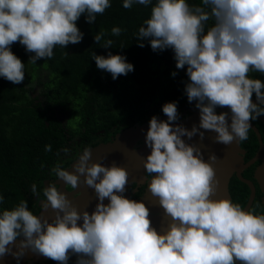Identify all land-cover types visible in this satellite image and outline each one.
<instances>
[{
    "label": "clouds",
    "instance_id": "1",
    "mask_svg": "<svg viewBox=\"0 0 264 264\" xmlns=\"http://www.w3.org/2000/svg\"><path fill=\"white\" fill-rule=\"evenodd\" d=\"M136 4L152 5L135 33L138 46L146 40L153 52L172 50L175 68L186 69L187 100L199 110V124L191 129L175 123L176 102L162 105L166 120L148 121L143 179L163 209L166 227L157 231L145 203L123 195L129 184L124 167L90 162L85 147L73 171L59 164L50 171L65 187L93 189L94 210H78L54 181L39 190L33 184L30 191L41 210L50 208L54 215L49 220L34 214L26 199L0 210V257L11 254L19 262L27 251L58 264H68L72 256L75 264H264V213L257 212L264 203L245 209L229 198H212L219 184L213 167L218 158L210 152L205 161L201 147L183 139L203 141L211 131L214 142L239 145L249 138L250 122L264 115V82L250 77L264 74V0H123L122 7ZM109 7L110 0H0V77L13 84L25 79V64L11 51L14 43L32 53V64L52 59L57 46L82 41L76 25L81 15L93 24ZM123 31L114 26L110 35ZM108 35L100 30L94 42L113 48ZM90 56L113 80L134 70L125 56L111 51ZM217 107L229 112L217 114Z\"/></svg>",
    "mask_w": 264,
    "mask_h": 264
},
{
    "label": "trees",
    "instance_id": "2",
    "mask_svg": "<svg viewBox=\"0 0 264 264\" xmlns=\"http://www.w3.org/2000/svg\"><path fill=\"white\" fill-rule=\"evenodd\" d=\"M187 2L199 4L200 0ZM110 3L111 7L98 15L93 24L81 15L76 25L84 34L82 41L65 49L57 46L52 59H40L32 64L28 62L32 53H27L19 42L11 45V51L25 64L24 81L37 79L41 71L47 73L41 83L45 101L42 105L28 99L21 84L0 77V195L4 197L0 210H10L26 199L29 210L35 214L27 192L29 186L45 178L51 161L65 146L63 127L71 137L76 134L80 140H87L92 134L112 127H129L148 110L165 116L164 103L176 102L177 109L188 103L184 93L186 74L171 75L176 72L172 50L153 52L146 40L143 48L137 44L135 33L150 17L152 5L136 4L124 9L123 0H110ZM114 26L125 31L118 37L111 36ZM100 30L109 34L106 38L113 40V48L105 49L94 42L93 37ZM109 51L125 56L134 70L115 80L110 73L99 70L90 52L106 56ZM64 52L69 55L65 57ZM254 76L250 73L251 78ZM258 76L264 82V74ZM156 101L158 105L153 107ZM47 102L69 105L64 124L56 120ZM248 136L253 143L251 131ZM46 145H51V151H45ZM228 194L233 203L243 207L248 191L243 183L232 178ZM254 203L251 207H255Z\"/></svg>",
    "mask_w": 264,
    "mask_h": 264
},
{
    "label": "water",
    "instance_id": "3",
    "mask_svg": "<svg viewBox=\"0 0 264 264\" xmlns=\"http://www.w3.org/2000/svg\"><path fill=\"white\" fill-rule=\"evenodd\" d=\"M253 102H255V98L253 99ZM217 114L220 112L225 111H219L215 110ZM261 121L264 123V118L261 119ZM199 124V111L193 112L189 118H187L183 125L184 127L191 129L193 125ZM251 124V123H250ZM144 132H147L148 126L143 127ZM253 133L258 137L257 130L254 128V126L251 124V129ZM204 131V130H201ZM141 133V129L137 128L136 130H133L132 132L130 130L125 133L124 137H129V141L131 143H135L137 141L140 142V147L135 151H133L132 146L128 145L127 143L124 144L120 140H116V146H112L111 148H104V146H101L98 148V150H94V152L91 154V161L95 163H102L104 166H110L111 164L115 163L117 166L124 167L128 173H129V179L133 178L135 175V167L141 164V160L143 157H145L149 152L150 149L146 147L144 143V136L145 133ZM215 136L214 132L211 131H205L204 139L203 141H200L198 136H194L192 140H188L186 137H183L187 143H195L197 146L201 147V151L203 153V158L205 161H207L208 154L210 152L215 153L217 156V161L213 164V167L216 171V178L219 181L217 192L215 196L212 198H229L228 194V181L230 176L235 173L236 178L245 184L249 189V195L246 203L244 204L243 208L247 209L250 207L251 202L253 200V187L251 183L242 177H240L239 173L241 170L248 167L249 164L253 162L255 158H261L262 164L258 167L256 171V177L258 180L259 187L263 193V200H264V146L260 144L259 142V151L255 155L253 159L250 161L244 163V164H238L234 168H231V161L233 160V157L235 155H239V145H236L235 142H233L231 145H223L220 143H216L213 141V137ZM122 143V145H121ZM231 153V154H229ZM72 168V166H71ZM69 171H73L72 168ZM78 191L81 192V195L73 199L72 196H70V193L65 192L67 198L72 201V203L78 208V210H87L89 213H91L94 208L95 204L97 203L95 199V193L94 190L91 188H88L87 186H80L78 187ZM108 201L105 199L104 203L106 204ZM159 231V230H158ZM34 257V259H42L45 258L43 256L35 255L31 252H27L26 254L21 258V261H26L27 259ZM11 264V263H10Z\"/></svg>",
    "mask_w": 264,
    "mask_h": 264
},
{
    "label": "rangeland",
    "instance_id": "4",
    "mask_svg": "<svg viewBox=\"0 0 264 264\" xmlns=\"http://www.w3.org/2000/svg\"><path fill=\"white\" fill-rule=\"evenodd\" d=\"M177 75L176 76H180L183 74H186V69H176ZM46 71H41L40 75L37 77V79H32L30 81H23V83H21V86L24 88L25 90V94L27 96L28 99L33 100V103H37V104H44V98L42 96V88H41V83L44 80V77L46 76ZM255 76V78L253 79H259L262 81V78L259 77V73H253ZM47 104L50 107V110H52L53 114L55 115V117L58 119V121L61 122V124H64L63 122H65L66 118L68 117V109H69V105L65 104V103H52V102H47ZM158 102L156 101L153 105V107L157 106ZM152 108V107H151ZM150 108V109H151ZM215 110H223L225 112H229V109L224 107V108H217ZM195 111H199L198 109H196L195 107V102L189 103L185 106H181L180 109H178V113H179V120L175 123L178 124H184L185 120L187 118H189V116L195 112ZM152 116H157L155 115V113H153L151 110H148V112H146L143 116L142 119L139 120L138 122L134 123L133 125L129 126V127H123L121 126H116L113 127L111 129H109L106 132H101V133H97L95 135L90 136L92 138V143L93 146L90 147V151L91 154L94 152V150H98L99 147L104 146V148H111L112 146H116V140H120L122 141V143L124 144H128L130 146H132V150L136 151L139 147H140V142L137 141L135 143H131V141H129V137H124L125 133H127L128 130H130L131 132L133 130H136L137 128L141 129V133L144 132V128L143 127H147L148 126V121L150 120V118ZM160 120H166V117H162L159 118ZM67 131V129H64V132ZM68 132V131H67ZM146 133V132H144ZM67 135V133H65ZM77 138V135L75 136ZM121 143V145H122ZM69 144L68 145V149L72 151V153H78L75 154V158L76 160L78 159V156L80 154H82L83 149L80 148V145L77 143H73V141H70V143H66ZM241 151V150H240ZM150 153V152H149ZM148 153V154H149ZM147 154V155H148ZM242 152H239V155H235L233 157V160L231 161V168H234L236 165L239 164V162H242V157H241ZM75 160V161H76ZM240 162V163H241ZM75 163V162H74ZM73 163V164H74ZM58 163L56 162L54 166H56ZM60 164V163H59ZM72 165H70L69 170L71 168ZM51 167L50 170L53 168ZM72 169V168H71ZM51 172V171H50ZM134 177L129 179V184L126 186L127 190L125 191V193L123 194L126 198L129 199V197L136 192L135 195V200L137 201H142L145 203L146 207L149 208L150 213H156L155 216H153L152 214H150V220L152 221V226L154 228L157 229L158 231V227L159 226H163L164 224H166V221L164 220V213H163V209L162 207H160L157 202L156 199L154 197L151 196V194L147 191L146 187L147 185L144 184V169L142 164L139 163L138 166L135 167V173H134ZM132 181H135L136 183H132ZM57 185H58V190L62 191V192H67L64 191L62 184V181L58 180L56 181ZM45 183L41 182L38 183L37 187L38 190L41 189ZM142 189V190H140ZM70 193V192H67ZM70 196H73L72 193L69 194ZM34 197V196H33ZM42 198V197H41ZM33 203L36 205L37 208V215L40 214L42 215L44 218H47L49 220H51V218L54 215V212L52 209H47V210H41L40 208V202L36 199V197L33 198ZM108 203V202H107ZM106 203V204H107ZM264 203V200H263Z\"/></svg>",
    "mask_w": 264,
    "mask_h": 264
},
{
    "label": "flooded vegetation",
    "instance_id": "5",
    "mask_svg": "<svg viewBox=\"0 0 264 264\" xmlns=\"http://www.w3.org/2000/svg\"><path fill=\"white\" fill-rule=\"evenodd\" d=\"M254 99V98H253ZM187 104H189V102L188 103H186V104H183V105H181V106H185V105H187ZM180 106V107H181ZM180 107L178 108V109H180ZM217 108H220V107H217ZM216 108V109H217ZM54 117H55V115H54ZM156 117H159V118H162V117H166V116H156ZM56 118V117H55ZM262 118H264V115H261V116H259L256 120H254V121H251L250 123L254 126V128L257 130V133H258V137H259V139L257 138V136L253 133V131L252 130H250L251 131V133H252V135L254 136V142L253 143H250V137H249V139L247 140V141H243V142H241L240 144H239V150H241L240 152H242V154H241V157H242V162L240 163L239 162V164H244V163H246V162H248V161H250L251 159H253L254 157H255V155L258 153V151H259V142H260V144H262V146H264V123L261 121V119ZM56 120L58 121V119L56 118ZM61 123V122H60ZM64 123V122H63ZM113 128V127H112ZM63 129V133H64V138L66 139V141H65V146L63 147V149H68V145L69 144H66V143H70V141H73V143H77V144H79L80 145V148L81 149H84L85 147H88V148H90V147H92L93 146V143H92V138L91 137H88V139L87 140H80L79 138H78V136H77V138L75 137L76 136V134H74L72 137H71V135L69 134V132H67V131H65L64 132V127L62 128ZM67 129V128H66ZM111 129V128H110ZM102 131H100L99 133H101ZM104 132H106V131H104ZM65 133H67V135L65 134ZM97 134V133H96ZM92 135H95V134H92ZM91 135V136H92ZM63 149L62 150H60V152H58L57 153V155H56V157L54 158V160H52L51 161V163H50V166L47 168V170H46V172H45V178H43L40 182H37V183H35L36 185H38V183H41V182H43V183H45L44 185L45 186H47V183L48 182H50V181H54L55 183H56V181H57V178L53 175V174H51V172H50V168L51 167H53V165L57 162L61 167H63V168H65V169H69V167H70V165H72L74 162H75V160H76V158H75V154H77L78 155V153H72V151L71 150H69L68 149V152L67 153H65L64 151H63ZM252 149V150H251ZM251 150V151H250ZM251 152V153H250ZM262 159L261 158H255L254 160H253V162L251 163V164H249L248 165V167H246L245 169H243V170H241L240 171V173H239V175H240V177H242L243 179H245V180H247V181H249L250 183H251V185H252V187H253V200H252V202H251V205H250V207L252 206V203L253 202H260L261 201V203H263V193H262V191H261V189H260V187H259V184H258V180H257V177H256V171H257V169H258V167L262 164ZM232 178H235L236 180H238L237 178H236V176H235V173H233L231 176H230V178H229V181H230V179H232ZM229 181H228V183H229ZM239 181V180H238ZM240 182V181H239ZM242 183V182H241ZM62 186H63V188H64V191H67V192H70V193H72L73 194V196H72V198L75 196V194H76V192H79L80 193V195H81V192L80 191H78V188L77 189H75V190H73V189H71L70 187H65V185H64V183L62 182V184H61ZM245 185V184H244ZM246 186V185H245ZM38 188V187H37ZM246 188H247V191H248V195H249V189H248V187L246 186ZM30 189H31V186H29V189H28V192H27V194L29 193L30 194V197H31V201L33 202V195L31 194V191H30ZM140 190H142V189H140ZM79 195V196H80ZM135 195H136V192L135 193H133L130 197H129V199H132V200H135ZM79 196H76V198H78ZM75 198V199H76ZM247 199H248V196H247ZM247 199H246V201H247ZM246 201H245V203H246ZM34 204V203H33ZM255 204V203H254ZM34 206H35V210H36V212H35V214H37L38 213V211H37V208H36V205L34 204ZM244 206V205H243ZM261 210V212L260 213H264V207H261V208H258V210ZM150 214H152L153 216H155L156 215V213H150ZM162 227H166V224H164L163 226H159L158 227V230H161V228ZM75 261H76V256H72L70 259H69V261H68V264H75ZM11 264H58V262H56V261H53V260H51V259H48V258H42V259H38V260H36V259H34V257H31V258H29V259H27L26 261H21V259L19 260V262H17V260H15L14 262H12ZM237 264H239V262H237Z\"/></svg>",
    "mask_w": 264,
    "mask_h": 264
},
{
    "label": "bare ground",
    "instance_id": "6",
    "mask_svg": "<svg viewBox=\"0 0 264 264\" xmlns=\"http://www.w3.org/2000/svg\"><path fill=\"white\" fill-rule=\"evenodd\" d=\"M231 154V153H229ZM15 246H13V251H15ZM16 259L11 255V254H8V255H5L3 257H0V264H10L12 262H14Z\"/></svg>",
    "mask_w": 264,
    "mask_h": 264
}]
</instances>
